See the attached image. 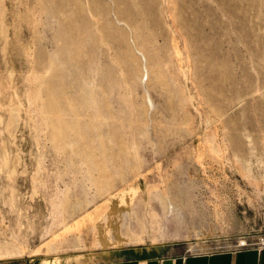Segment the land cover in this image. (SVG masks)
Segmentation results:
<instances>
[{"label":"rangeland","instance_id":"1","mask_svg":"<svg viewBox=\"0 0 264 264\" xmlns=\"http://www.w3.org/2000/svg\"><path fill=\"white\" fill-rule=\"evenodd\" d=\"M263 239L264 0H0V259Z\"/></svg>","mask_w":264,"mask_h":264},{"label":"crops","instance_id":"2","mask_svg":"<svg viewBox=\"0 0 264 264\" xmlns=\"http://www.w3.org/2000/svg\"><path fill=\"white\" fill-rule=\"evenodd\" d=\"M0 264H35L27 259H0ZM36 264H264V246L241 247L201 253H150L139 255L131 249L109 254L99 260L60 261L47 260Z\"/></svg>","mask_w":264,"mask_h":264},{"label":"built area","instance_id":"3","mask_svg":"<svg viewBox=\"0 0 264 264\" xmlns=\"http://www.w3.org/2000/svg\"><path fill=\"white\" fill-rule=\"evenodd\" d=\"M259 246H264V240H262V241L258 244L257 247H259Z\"/></svg>","mask_w":264,"mask_h":264},{"label":"bare ground","instance_id":"4","mask_svg":"<svg viewBox=\"0 0 264 264\" xmlns=\"http://www.w3.org/2000/svg\"><path fill=\"white\" fill-rule=\"evenodd\" d=\"M264 240V239H263ZM241 244H243L242 242H241Z\"/></svg>","mask_w":264,"mask_h":264}]
</instances>
